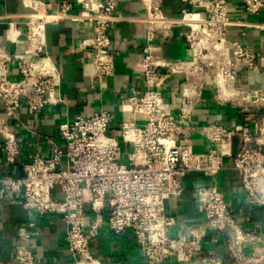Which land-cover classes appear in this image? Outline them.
Instances as JSON below:
<instances>
[{"label": "built area", "instance_id": "2783aa9c", "mask_svg": "<svg viewBox=\"0 0 264 264\" xmlns=\"http://www.w3.org/2000/svg\"><path fill=\"white\" fill-rule=\"evenodd\" d=\"M180 1L184 7L175 16L161 0H143L145 13L131 16L144 24L136 61L144 87L122 93L120 120L107 109L78 113L61 125L49 154L25 160L12 124L20 108L39 114L63 102L60 73L45 50L47 23L69 19L91 27L86 63L93 87L102 91L116 71L111 31L123 19L121 0H29L30 12L8 22L7 38L22 35L24 44L11 50L0 42V200L14 195L27 211L58 217L73 264H102L91 244L103 227L129 234L141 264H227L218 246L231 264H264V233L240 223L214 180L231 167L247 203L264 206V89L241 78L259 71L264 54L228 35L238 21L230 17L227 0ZM239 1L247 15L264 8V0ZM176 27L184 28L187 53L165 58L157 39ZM176 77L174 110L166 91ZM206 89L222 104L250 110L249 121L194 124L196 102ZM193 132L204 134L206 149H196ZM15 165L19 175L8 170ZM196 172L208 178L194 185L200 218L187 233L174 234L170 206L180 200L186 176ZM38 234L34 221L16 226L12 257L18 264H36L28 241Z\"/></svg>", "mask_w": 264, "mask_h": 264}, {"label": "crops", "instance_id": "0c3cea01", "mask_svg": "<svg viewBox=\"0 0 264 264\" xmlns=\"http://www.w3.org/2000/svg\"><path fill=\"white\" fill-rule=\"evenodd\" d=\"M142 1L121 0L120 13L123 19L116 23L111 31L116 71L102 91L93 87L91 70L86 63L91 27L69 19L47 23L45 50L60 73L63 102L47 107L39 114L30 112L26 106L20 108L17 120L12 123L20 144V160L29 159L33 154H49L54 143L60 141L61 125L78 113L90 114L99 109H107L114 113L116 121L120 120L119 102L122 93L130 88L144 87L136 67L141 43L144 40V24L131 18L145 13ZM227 1L230 17L238 21L229 27L228 35L264 54V28L260 25L264 23V8L256 15H247L239 0ZM28 2L29 0H0V42L11 50L22 47L24 42L22 35L16 40L7 38L8 22L16 18L21 21L23 15L31 10ZM161 6L167 14L174 16L180 14L184 7L180 0H161ZM198 10L204 12V9ZM183 29L176 27L168 36L158 38L156 43L158 54L165 58L185 55L187 51L182 42ZM241 78L251 86L264 89V60L259 62L258 72H244ZM178 85L179 77H176L166 91L174 110L179 100ZM249 112L250 110H241L235 105L222 104L211 90L206 89L196 102L193 120L196 125L220 122L231 126L249 121ZM3 118L5 110L0 102V119ZM191 139L198 150H204L208 146V141L202 133L193 132ZM238 143L239 139L234 138L233 146ZM3 158L4 153L0 149V159L3 161ZM8 170L15 175L21 173L17 165L8 167ZM207 179L205 175L197 172L186 176V187L180 200L175 206H170L177 219L172 228L174 234L187 233L188 226L199 220L194 185ZM214 180L225 194L240 223L264 233V206L247 203L236 171L226 166L215 175ZM55 194H60L58 188L55 189ZM30 220L35 222L39 231L37 236L28 241L29 247L36 255V264H73L64 239V225L58 217L38 216L27 211L20 199L14 195L0 200V264H18L12 257L16 243L15 228ZM91 248L102 260V264H141V256L132 237L127 233L116 235L103 227L92 241ZM218 251L224 256L227 264H231L226 249L218 246ZM170 264L192 263L173 261Z\"/></svg>", "mask_w": 264, "mask_h": 264}]
</instances>
